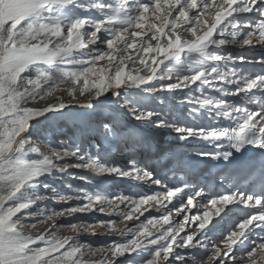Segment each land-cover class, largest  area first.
<instances>
[{"label": "snow or ice", "instance_id": "1", "mask_svg": "<svg viewBox=\"0 0 264 264\" xmlns=\"http://www.w3.org/2000/svg\"><path fill=\"white\" fill-rule=\"evenodd\" d=\"M228 46L264 48V0H0V264H135V257L140 264H264V151L259 172L251 162L231 161L233 151L241 153L248 146L264 150V54L249 60L226 52ZM101 61L106 64L98 66ZM237 62L259 64L261 70L251 73ZM129 64L141 67L130 69ZM122 90L127 95L120 107L138 123L111 114L94 126L89 123L94 134L86 142L61 145L62 151L51 146L48 153L40 150L34 130L47 132L70 118L65 110L72 105L59 96L40 109L27 105L57 91L73 101L90 95L102 102L108 93L119 101ZM159 92L172 97L180 93L181 103L195 107L180 113L147 107L149 99L165 105L163 98L149 95ZM78 106L96 105L89 101ZM225 119L230 126L205 125ZM189 120L200 124L193 126ZM145 125L168 128L180 140L207 141L218 148L226 144L227 151H200L188 159L227 162L218 175L233 189L211 196L201 187L188 194L187 181L184 187L163 185L135 158L127 167L101 160V152L120 149L121 143L125 149L163 154L145 135ZM168 166L173 173L189 167L180 156ZM69 168L147 181L162 190L135 197L112 195L101 186L103 180L85 189L70 182L76 177ZM241 179L247 180L244 190L236 186ZM42 200L66 206L30 211ZM121 205L129 210H121ZM151 205L164 213L141 220ZM233 205L240 206L238 212L255 211L245 212L217 240L210 234L219 222L208 225L213 215L231 213ZM199 208L206 209L202 215L193 212ZM173 213L181 216L180 222H172ZM31 216L40 219L33 222ZM66 216L77 218L64 225L54 222ZM132 219L139 221L135 227L117 229L119 222ZM46 221L53 224L42 233L23 231ZM65 227L77 236H96L101 228L119 232L120 239L93 248L76 237L60 238L54 229ZM86 255L100 259L84 260Z\"/></svg>", "mask_w": 264, "mask_h": 264}, {"label": "rangeland", "instance_id": "2", "mask_svg": "<svg viewBox=\"0 0 264 264\" xmlns=\"http://www.w3.org/2000/svg\"><path fill=\"white\" fill-rule=\"evenodd\" d=\"M85 14H87V13H85ZM153 43H155V42L153 41ZM101 47H104V46L101 45ZM228 47H231V46H228ZM236 48L242 49L239 47H236ZM243 49H245L247 51L253 50L252 48H243ZM231 54H232V52H231ZM246 58L247 59H253V57L247 56V55H246ZM105 64H106V61H101L98 66H103ZM140 67H141V65H139V64H136V65L129 64L130 69L140 68ZM165 82H168V81H165ZM171 82H176V81H175V79H173V81H171ZM66 87H67V85H61V88H66ZM193 87H195V86H193ZM110 94L111 93H108L106 96H103V97H107ZM126 95H127V93L122 90V95H121V98L119 101H117L114 98V100L109 105H100L99 106V105L95 104L96 100H94L93 97L90 95H85L84 97H78V100L73 101V100H71L70 97H68L66 92L57 91L55 93V96H53V97H48L43 101H39V102L27 105L28 107L40 109V108L46 107L48 104L55 103L57 96L63 98V100L66 103L72 105L70 110L69 109L65 110V111L69 112L70 118L64 119L62 121V123L52 127L47 132L44 131L43 129H41L39 132H36L34 130L35 139L37 140V142L39 144L40 150L42 152L48 153L49 147L51 146V147H54V148L62 151L63 149H62L61 145L68 146L72 141L81 142V140H83L86 142L88 140V138L94 134L92 132L91 128L88 127L89 123H91L94 126L96 122H98L101 119H104L106 116L110 115V114H108L109 113L108 110L113 111L114 109H116V110H118L117 113L119 114V116H121V119L127 118L133 124L138 123V122L132 120L131 116L127 113V110L120 107V101H122ZM149 95L161 97L166 102L165 105H160L157 100L149 99L146 101V106L149 108L166 107L168 109H172L174 112L180 113V112H183V110L185 108L195 107V105H188L186 102L181 103L180 102V99H181L180 93H177L176 97H172V95L170 93H167V92H159V93L149 94ZM188 95L191 96V93H188ZM89 101H91L94 105H96L93 109H85V108H81L78 106L80 103L86 104ZM49 115L51 116L53 114H49ZM186 122L190 123V124L191 123L196 124V126L200 124V121H198V120H189ZM144 127H146L148 129L145 132V135L148 136V133H150L151 137L153 139L159 138V135L155 134L154 132H159L161 130L169 133V135L171 136L170 140L175 139L176 135H177L176 133H174L172 130H170L168 128L155 129V128L147 126V125H145ZM46 141L50 142V145H49V143H46ZM172 146L173 147L169 148L170 154L167 156L168 160L172 159L174 162V160H176L175 157L180 156L182 159H185L187 161V163H189V162L191 163L193 161V159H188V157H189V155L194 156V154L196 153L194 151L195 150L194 147L190 148L187 145L180 146L177 144H173ZM132 150L133 149L131 147L125 149L123 147V144L121 143L120 149H116L115 147H109L108 151L100 153V158L102 161H104L110 165L111 164H117L120 167H127L128 166V160L130 158H135L141 169L151 172L150 164H148L149 161H148V163H146L144 165L139 164V162H140L139 159H140L141 153L142 152L147 153V150H134L133 152H132ZM123 157H126V159H124ZM154 157H156V156H154ZM167 158L164 159V163H166V164H167V162H165V161L167 160ZM118 159H124L125 162L124 161H118ZM196 161L193 164L192 163L191 164L195 165ZM177 171H175V173L169 171L165 174V178L167 177L169 179L168 181H172L171 183L170 182L163 183V182H165L163 175L160 177V178H162L161 183L163 185H168L170 187H174L177 185L181 186L182 184H181L180 180L185 176L181 177V174L182 175H184V174L177 172ZM69 172H71L73 174V176L76 177L75 179H72L70 182L75 184V185H78L81 188L92 189V188L96 187L97 185H99L100 181L103 180V181H105V184L101 185V186L102 187H108L110 189V193L112 195H117V194L123 193V194L131 195V196L135 197V196H140V195L151 194L150 189L148 188V186H146L147 182L140 183L141 185L140 184L133 185L136 183L129 181L127 178H117V179H113V180L102 179V177L96 178L95 177L96 175L88 172L87 170L75 169V168H69ZM151 173L153 174V172H151ZM153 175L157 176L158 174H153ZM80 177H84V179H80ZM113 178H116V177H113ZM192 179L193 178L191 177V178H188V180H186V181L191 183ZM142 182H144V181H142ZM55 184H56V186L60 187L62 191H67V189L63 187L61 182H55ZM181 187H184V185H182ZM156 191H161V189L159 188ZM186 192L188 194L192 193V191L190 192L189 189H186ZM175 204H178V201ZM43 205H47V207L49 209H51V208L59 209L61 207L66 206V205H62L61 203H58V202H53L52 200H42V201H36L33 208L30 209V211H35L36 207L43 206ZM151 207H152V211L146 212L145 216L141 217V220H144L145 217H153V216L158 217L161 214H163L165 211L163 208H161V210L159 212H157L155 210V205H151ZM108 210L111 211V207H109ZM121 210L127 212L129 209L126 208L124 205H121ZM202 213H203V211L200 212L201 215H202ZM77 215H79V214H77ZM76 218H77L76 216H72V217L66 216V217L57 218V219H55L54 222L57 225H64V224L69 223L70 221L74 222L76 220ZM97 218L107 219L108 217L101 216L100 214H97ZM113 218L119 220L118 217H113ZM38 219H40V218L35 217V216L28 217V220H31L33 222L38 220ZM171 220L174 224L178 223L181 220V216H177L175 213H173L171 216ZM26 222L27 221H22V223H26ZM218 222H219L218 230L224 229V226L226 223L225 222L222 223L223 222L222 219H220ZM138 223H139V221H137L136 219H132L130 221L119 222L116 225V227L119 230H123L126 228H133ZM52 224H53V221H46L45 223L39 224L36 229L25 228V229H23V231L27 235L35 236L36 234L42 233L46 229L50 228ZM234 226H232V228ZM165 227H167V226H165ZM54 231H56L57 235L60 238L76 237L82 243H85L86 245H91L93 248L103 246L106 243V241H108L110 239H120L119 232H116V233L107 232V233H105V229H101V228L96 229V232H97L96 236H93L91 233H81L79 236H77L76 233L72 232L71 230H69L66 227L62 228V229L57 228V229H54ZM153 231L155 232L156 230L153 229ZM228 231L222 232V235H219L220 237H218L217 240L221 239L222 236ZM100 233H105V234L100 235ZM212 234H214V233H212ZM212 234H210V235H212ZM182 251L187 253L190 250L185 249ZM191 251H199V252L203 253L205 250L193 249ZM90 258L91 259H100V256L89 257L86 255V256H84L83 259L89 260ZM129 259H131V258H129ZM135 264H140V258L139 257H135ZM233 264H237V262H233Z\"/></svg>", "mask_w": 264, "mask_h": 264}, {"label": "bare ground", "instance_id": "3", "mask_svg": "<svg viewBox=\"0 0 264 264\" xmlns=\"http://www.w3.org/2000/svg\"><path fill=\"white\" fill-rule=\"evenodd\" d=\"M244 17H251L252 14H242ZM226 52H232V55L233 56H236V55H244L246 57V55H248V53H250L252 51V53H262L264 54V48H260L259 46H257L256 48H254L253 50L251 51H247L245 49H238L234 46H231V47H227L226 49ZM255 51V52H253ZM257 57V56H256ZM260 57V56H259ZM256 58H253V59H249V60H254ZM237 66L238 67H243L245 69H247L248 71L249 70H253V72H259L261 70V65L259 64H245V65H239L238 62H237ZM115 97L112 96V93L107 96V97H101L100 98V101L102 102H95V104L97 105H109L113 100H114ZM227 99H236L234 97H226ZM239 102V101H238ZM74 108V107H73ZM108 114H118V113H113V111H109L108 110ZM119 115V114H118ZM119 118L121 119V116H119ZM192 124V123H191ZM231 122L228 121V120H223L220 124H217L216 121H205V125L206 126H211V127H228L230 126ZM193 126H196V124H192ZM155 134L159 135V138L158 139H153L151 137V134L148 133V137L156 144L158 145L159 147H161L162 149H164V146H163V142L166 143V141L170 140L171 139V136L169 135L168 132H165V131H159V132H154ZM155 138V137H154ZM171 142L174 141V142H186V143H192V142H197V145L196 148H195V152H200V151H209L210 152V149L209 147H207L205 145V143H203L204 141L202 140H180L178 139V136L176 135V138L175 139H172L170 140ZM169 145H170V142H168ZM173 143V142H172ZM212 151L214 150L213 148L211 149ZM134 151V149L132 150V152ZM215 152V151H213ZM155 153V154H154ZM149 154H151L153 157L154 156H158V159H160V161H164V159H166L165 155H164V151H163V154H157V152H148L147 153H141L140 155V162L139 164L140 165H144L146 163H148V160H149ZM152 157V163L154 161H157V157H155V159ZM176 158V157H175ZM168 159V158H167ZM172 160V159H171ZM197 159H193L192 161V164L196 161ZM219 161V160H218ZM218 161H209V160H204L203 162H200V161H196V164L195 165H191L187 168H185L184 170H179L180 173H185L183 176H185V178H182L180 181H181V184L184 185V182L186 181V178L189 176V175H192L194 174V172H204V173H201V175H199L198 177H196V180L194 182L199 183V180L204 178L205 179V184L207 185L208 189H210L211 191H215L217 188H218V184L220 182L219 179H213V177H210L209 175H207L206 171L207 169L209 168L210 171H214L218 166L219 164ZM165 162L166 163H161V167H162V171H167L169 169V166H168V160H166ZM175 162V160H174ZM149 164V163H148ZM221 165V164H220ZM215 166V167H214ZM161 173V172H160ZM158 174V173H157ZM215 175H218V171L215 172ZM96 178H98V176H95ZM154 177L156 179H159L161 181V178H160V174H158L157 176L154 175ZM181 177H182V174H181ZM215 177V176H214ZM217 178V177H216ZM102 179H110V180H113V179H117L116 178H113L111 176L109 177H102ZM129 181L131 182H134L136 184H133V185H138L140 183H145L147 181H137V180H132L130 178H127ZM194 182H192V187H194ZM188 183V182H187ZM141 185V184H140ZM145 185V184H144ZM181 185V186H182ZM189 185V183H188ZM194 185V186H193ZM143 186V185H142ZM146 186H148V188L150 189L151 193H154L156 192V190H158L159 188L156 186V185H153L151 184L150 182H147ZM141 187V186H140ZM187 189V188H186ZM162 190V189H161ZM188 191V190H187ZM191 192V191H190ZM183 195V194H182ZM178 200L174 198L173 200V204H175ZM236 205H233V206H230L232 207L233 211L231 213H229L227 216L224 215V213H221V217H223V221H227L228 219H232L234 217V214H235V211L238 209V208H234ZM169 207H172V205H169ZM206 209L205 208H199V209H193V212L195 211H199V212H202V211H205ZM207 210H210V211H213L214 212V209H212L210 206ZM225 211H227V209H225ZM221 217H217L215 215H213V218H212V222L208 225L209 228H211L213 226V224L217 223L219 221V219H221ZM240 217V216H239ZM238 220H236L237 222ZM236 222H234L236 224ZM224 225V224H223ZM232 224H230V221L228 223L225 224L224 226V229L222 230H217L214 232V234H212L211 236L214 237L215 239H217L218 237H220L219 235H222V232L224 231H228L229 229H231ZM227 226V227H226ZM222 228V227H221ZM259 231V230H257ZM204 250V249H203Z\"/></svg>", "mask_w": 264, "mask_h": 264}]
</instances>
